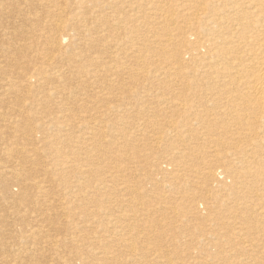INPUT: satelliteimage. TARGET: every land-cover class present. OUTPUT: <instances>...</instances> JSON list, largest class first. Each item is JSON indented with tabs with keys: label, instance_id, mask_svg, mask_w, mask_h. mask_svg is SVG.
<instances>
[{
	"label": "bare ground",
	"instance_id": "6f19581e",
	"mask_svg": "<svg viewBox=\"0 0 264 264\" xmlns=\"http://www.w3.org/2000/svg\"><path fill=\"white\" fill-rule=\"evenodd\" d=\"M124 161L147 175L115 181ZM71 192L94 232L56 223ZM107 196L118 214L97 211ZM261 248L264 0H0V264H264Z\"/></svg>",
	"mask_w": 264,
	"mask_h": 264
},
{
	"label": "rangeland",
	"instance_id": "374dc122",
	"mask_svg": "<svg viewBox=\"0 0 264 264\" xmlns=\"http://www.w3.org/2000/svg\"><path fill=\"white\" fill-rule=\"evenodd\" d=\"M185 3H187V2H185ZM99 106V105H98ZM105 108V106L104 107H102L101 109H96L97 110V112H98V118H99V120H100V116L103 114V113H106L107 111L104 109ZM59 111H61V109H58V110H56V113L57 112H59ZM48 109H45V108H40V107H38V108H33L32 110H30L29 111V113H35L36 115H48ZM108 115V114H107ZM106 115V117H105V120H104V123H113V121L112 122H107V121H111L112 120V117L111 116H107ZM139 120H143V118H136L135 120H134V123L136 124ZM101 125H102V123H101ZM100 129H102V126H100ZM114 129H116V127L114 128ZM188 132L189 131H187V132H182V133H184L185 135L186 134H188ZM194 133L193 134H197V135H199V136H207V137H209V138H220V139H222L223 140V136L222 135H220V134H218V135H216V134H211L210 133V131H209V129L206 127V128H204V129H201V130H199V131H197V132H195V131H193ZM78 133V135H81V134H83V133H85V132H77ZM108 138H110V136L108 135ZM117 139L118 140H123L124 138L123 137H121V136H118L117 137ZM197 146H198V144H202L200 147H198V150L199 151H205V150H208L207 149V147H208V143L207 142H204V141H197V142H194ZM153 150L151 149V148H149L148 146H144V153L145 154H150L151 152H152ZM209 154V152H207V153H205V155H208ZM128 155H130V153H128ZM166 154H163V157L165 156ZM208 158H211V154L208 156ZM201 160H204V159H201ZM205 161H208V159H206ZM204 161V162H205ZM203 162V163H204ZM201 166H203V164L201 163V165H200V167ZM139 165L137 164V163H132V161H124V162H121L120 163V168L118 169V171L117 172H115L114 174H113V176H114V179H115V181H117V182H121V180L122 181H124V182H127V183H130L131 185L132 184H134V176H135V173H138V174H140L141 176H144V175H147V171L146 172H144V171H138L137 169H139ZM113 176L112 177H110V179H112L113 178ZM140 176V177H141ZM103 177H106V173L103 175ZM154 177H156L155 175H154ZM160 178V177H159ZM196 179L197 178H194V180H193V183H195L194 181H196ZM80 182H82V181H80ZM80 182H73V181H71V183L74 185V184H78V183H80ZM151 183V182H150ZM114 184V183H113ZM83 188H90V186H88V183L87 182H85V184H84V186H83ZM150 191H151V193H154L155 194V199H156V201H154L152 198H150V200H149V203H155V206L153 205V206H151L150 208H149V210H148V213H149V215L151 216V217H154V218H160L161 217V211L160 210H155L154 208L156 207V206H159L160 204H162L163 202H162V200H161V197H158V195H156V194H158L159 193V191H160V189H159V186H158V188L157 187H150V186H148L147 187ZM81 193L80 192H71V194H70V197L71 196H78V195H80ZM83 195L84 194H82V195H80V199H81V201H79V202H76V203H78V204H72V208H71V203H69V205H70V207L68 206H66L65 204L66 203H64L63 201L61 202V205H60V203L59 202H55V203H53L54 204V207H53V204H51V206L49 205V208H51V209H54V210H51V211H53V212H58V211H63V213H65V214H63V217L67 214V211H69L68 212V214L66 215V218H63V217H59L57 220H55L56 221V223H63V226H65L64 224H66V227H72V225H74V227L73 228H75L76 226H78V227H83L80 231H82L83 233H85L83 230L85 229V227L87 226V223H88V226L86 227V229H85V231H87L88 233H92V232H94L97 228H96V226H95V224L97 223L96 222V220H94L93 219V216L92 215H88V219L87 220H85L86 221V223L85 222H82L81 220H83V217L85 216V213L87 212V208H85V206H87V205H90V204H85V198L83 197ZM66 196V195H65ZM65 196H63V197H65ZM82 198H83V201H82ZM95 198V197H94ZM108 199H109V197L107 196V197H105V203H104V205L103 206H101L100 208H101V210H99V209H97V211L98 212H100V211H104L105 213H108L109 212V210H108V207L111 205V212L110 213H116V214H118L119 212H118V208H119V205H115L112 201L111 202H108ZM71 200H74V199H72L71 198ZM81 202V203H80ZM63 203V204H62ZM82 203H83V205H82ZM199 204H200V207L201 208H204V206H203V204L199 201ZM57 207H56V206ZM62 205H64V206H62ZM68 205V204H67ZM77 205V206H76ZM78 205H79V207H78ZM74 206H76V207H74ZM53 207V208H52ZM56 207V208H55ZM60 207H66V211L63 209V208H60ZM88 207V206H87ZM58 208H59V210H58ZM68 208L71 210H68ZM74 208V209H73ZM63 209V210H62ZM70 215V216H69ZM70 217V218H69ZM90 217V218H89ZM92 217V218H91ZM69 220V221H66V220ZM84 219H86V218H84ZM95 221L96 223L94 224V223H92L93 221ZM78 221V222H77ZM90 221H92L90 224H89V222ZM69 222H70V225H69ZM77 222V223H76ZM82 222V223H81ZM82 224V225H81ZM86 224V225H85ZM93 224V225H92ZM96 225H99V224H96ZM95 226V227H94ZM77 227V228H78ZM88 228H90V230L88 229ZM91 228L94 230V231H92L91 230ZM89 230V231H88ZM79 231V230H78ZM176 230H174V229H171V230H168L167 231V233L169 234V233H173V232H175ZM143 243H148V244H151L152 242H149V241H147V239L146 240H144L143 241ZM154 243V242H153ZM179 247V250L180 251H182V248L180 247V246H178ZM261 250H264L263 248H261L260 249V252H259V254L262 256V254L264 253L263 251H261ZM30 252H31V254H30ZM33 252L34 251H29L25 256H23V258L22 259H24L25 261H31V260H33V262L35 261L34 259L35 258H37V259H39V261H48V262H50V263H57L58 261L57 260H59L58 258H55V260L52 262L51 261V258H53L54 259V257H59L60 256V253H49V252H47V254L45 253L46 252V250L43 252V254L42 255H40L39 256V254H41L40 252H36L37 254H36V256L35 255H32L33 254ZM262 252V253H261ZM22 255H24L25 253H21ZM30 254V255H29ZM19 255V254H18ZM51 257H50V256ZM58 255V256H57ZM35 258H34V257ZM45 256H47V258H42V257H45ZM49 256V257H48ZM26 257V258H25ZM262 257H264V255L262 256ZM49 258V259H48ZM40 259H42V260H40ZM45 259V260H44Z\"/></svg>",
	"mask_w": 264,
	"mask_h": 264
}]
</instances>
